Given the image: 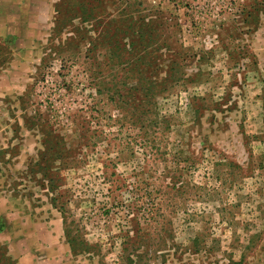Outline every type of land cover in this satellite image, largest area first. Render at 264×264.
<instances>
[{"label": "rangeland", "instance_id": "obj_1", "mask_svg": "<svg viewBox=\"0 0 264 264\" xmlns=\"http://www.w3.org/2000/svg\"><path fill=\"white\" fill-rule=\"evenodd\" d=\"M0 264H264V0H0Z\"/></svg>", "mask_w": 264, "mask_h": 264}, {"label": "trees", "instance_id": "obj_2", "mask_svg": "<svg viewBox=\"0 0 264 264\" xmlns=\"http://www.w3.org/2000/svg\"><path fill=\"white\" fill-rule=\"evenodd\" d=\"M58 5H56V7H55V9H56V11L57 12H59L60 10H58V7H57ZM89 10L87 11V10H85V9H82V10H80L79 12H78V14L77 15H80L81 17H82V19H83V16L84 15H89ZM84 20V19H83ZM115 33L116 32H113V35H105V37H103V39H101L102 41V43L103 44H107V41L109 40H113V39H115L116 38V35H115ZM142 40V38H141V36H137V39L136 40H134L132 43H130L129 45H128V47H126L124 44L122 45V50H124V51H126V52H129V50L132 48V47H134V45L133 44H136V45H138V44H140L141 42V40ZM115 40H113V42H114ZM115 43V42H114ZM117 44V43H116ZM145 52L144 53H146L147 51L146 50H144ZM143 53V54H144ZM151 52H149V53H147V55L148 54H150ZM144 56H146V54H144L143 56H140V57H136V60L138 61V62H140V60L142 61L143 59H144ZM143 58V59H142ZM139 64V63H138ZM141 91H143V92H145L146 93V91H148V90H141ZM145 97H146V94H145Z\"/></svg>", "mask_w": 264, "mask_h": 264}]
</instances>
